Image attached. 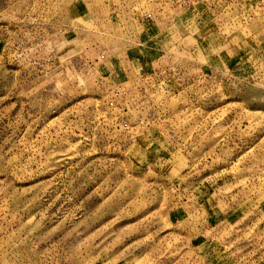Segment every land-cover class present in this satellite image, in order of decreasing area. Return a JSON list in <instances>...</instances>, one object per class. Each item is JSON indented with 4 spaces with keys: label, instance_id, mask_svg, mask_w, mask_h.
Returning a JSON list of instances; mask_svg holds the SVG:
<instances>
[{
    "label": "rangeland",
    "instance_id": "obj_1",
    "mask_svg": "<svg viewBox=\"0 0 264 264\" xmlns=\"http://www.w3.org/2000/svg\"><path fill=\"white\" fill-rule=\"evenodd\" d=\"M0 264H264V0H0Z\"/></svg>",
    "mask_w": 264,
    "mask_h": 264
}]
</instances>
